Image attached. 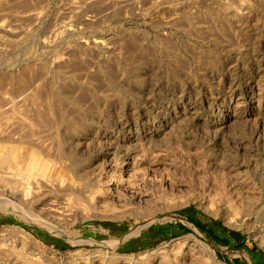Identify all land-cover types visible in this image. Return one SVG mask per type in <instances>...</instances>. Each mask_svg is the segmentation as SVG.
Listing matches in <instances>:
<instances>
[{
  "label": "rangeland",
  "instance_id": "obj_1",
  "mask_svg": "<svg viewBox=\"0 0 264 264\" xmlns=\"http://www.w3.org/2000/svg\"><path fill=\"white\" fill-rule=\"evenodd\" d=\"M0 199V264H264V0H0Z\"/></svg>",
  "mask_w": 264,
  "mask_h": 264
},
{
  "label": "bare ground",
  "instance_id": "obj_2",
  "mask_svg": "<svg viewBox=\"0 0 264 264\" xmlns=\"http://www.w3.org/2000/svg\"><path fill=\"white\" fill-rule=\"evenodd\" d=\"M10 142H13V141H20V140H8ZM22 142V141H21ZM26 143V142H24ZM14 162V161H13ZM45 171V174L47 173L46 170ZM45 178H47V176H44ZM41 183L43 184V188L46 189V187L48 186V183L50 182V180H40ZM38 185V184H36ZM0 207L2 208H6L10 211H13V212H16V213H19V214H22V215H25L27 217H30V218H33V219H38V216H36L33 212L29 211V210H26L25 207H23L21 204L19 203H15V202H12V201H9V200H5V199H0ZM73 235L75 236V239H78L79 241L80 240H86L88 238H83L81 234H78V233H73Z\"/></svg>",
  "mask_w": 264,
  "mask_h": 264
},
{
  "label": "trees",
  "instance_id": "obj_3",
  "mask_svg": "<svg viewBox=\"0 0 264 264\" xmlns=\"http://www.w3.org/2000/svg\"><path fill=\"white\" fill-rule=\"evenodd\" d=\"M197 214V211L194 209H190V210H186V211H182L181 215L186 218L189 222H193L195 223V215ZM104 227H112V224L109 223H98ZM196 224V223H195ZM198 225V224H197ZM219 225V224H218ZM22 227V226H21ZM184 230L187 231V229L184 227ZM232 236L234 238V240H236V242L238 243V246H240L241 248L245 247V237H243L240 233L237 232H233ZM59 247H63L64 249H71L72 247L68 246V245H58ZM129 253L130 251H124ZM134 252V251H133Z\"/></svg>",
  "mask_w": 264,
  "mask_h": 264
},
{
  "label": "crops",
  "instance_id": "obj_4",
  "mask_svg": "<svg viewBox=\"0 0 264 264\" xmlns=\"http://www.w3.org/2000/svg\"><path fill=\"white\" fill-rule=\"evenodd\" d=\"M0 223L2 224V225H8V224H13V222H11V221H7V220H1L0 221ZM14 225V224H13ZM145 246H148V242H146V245ZM138 249H141V248H137V249H134L133 251H136V250H138ZM129 251V250H128ZM132 251V250H131Z\"/></svg>",
  "mask_w": 264,
  "mask_h": 264
},
{
  "label": "water",
  "instance_id": "obj_5",
  "mask_svg": "<svg viewBox=\"0 0 264 264\" xmlns=\"http://www.w3.org/2000/svg\"><path fill=\"white\" fill-rule=\"evenodd\" d=\"M184 218V217H183ZM186 219V218H185ZM187 220V219H186ZM188 221V220H187ZM189 222V221H188Z\"/></svg>",
  "mask_w": 264,
  "mask_h": 264
}]
</instances>
